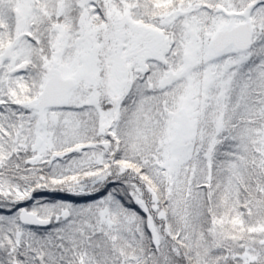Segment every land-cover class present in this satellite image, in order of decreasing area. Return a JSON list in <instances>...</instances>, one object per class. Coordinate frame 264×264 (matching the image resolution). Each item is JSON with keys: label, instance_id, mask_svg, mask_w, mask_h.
<instances>
[{"label": "snow or ice", "instance_id": "6c2138e0", "mask_svg": "<svg viewBox=\"0 0 264 264\" xmlns=\"http://www.w3.org/2000/svg\"><path fill=\"white\" fill-rule=\"evenodd\" d=\"M0 264H264V0H0Z\"/></svg>", "mask_w": 264, "mask_h": 264}, {"label": "trees", "instance_id": "16d2710c", "mask_svg": "<svg viewBox=\"0 0 264 264\" xmlns=\"http://www.w3.org/2000/svg\"><path fill=\"white\" fill-rule=\"evenodd\" d=\"M64 195H65V194H60V195L55 196V197H52V196H45L44 198H45V199H60V198H62ZM36 198L39 199V198H40V195L38 194ZM23 206L31 207V204L23 205Z\"/></svg>", "mask_w": 264, "mask_h": 264}]
</instances>
